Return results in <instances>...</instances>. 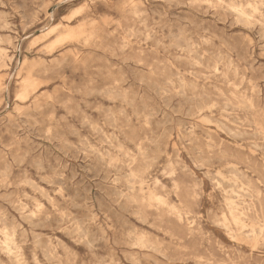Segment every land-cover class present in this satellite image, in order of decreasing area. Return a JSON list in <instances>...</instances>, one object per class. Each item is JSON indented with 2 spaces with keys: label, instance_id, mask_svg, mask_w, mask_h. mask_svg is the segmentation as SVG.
<instances>
[{
  "label": "rangeland",
  "instance_id": "rangeland-1",
  "mask_svg": "<svg viewBox=\"0 0 264 264\" xmlns=\"http://www.w3.org/2000/svg\"><path fill=\"white\" fill-rule=\"evenodd\" d=\"M0 264H264V0H0Z\"/></svg>",
  "mask_w": 264,
  "mask_h": 264
},
{
  "label": "bare ground",
  "instance_id": "bare-ground-1",
  "mask_svg": "<svg viewBox=\"0 0 264 264\" xmlns=\"http://www.w3.org/2000/svg\"><path fill=\"white\" fill-rule=\"evenodd\" d=\"M26 3V2H25ZM28 9V8H27ZM177 34V33H176ZM175 37V36H174ZM178 38V37H177ZM107 95V94H106ZM59 182V181H58ZM58 185V184H57ZM64 186V185H63ZM233 219L236 223H240V218L238 217V215L236 213H233Z\"/></svg>",
  "mask_w": 264,
  "mask_h": 264
}]
</instances>
